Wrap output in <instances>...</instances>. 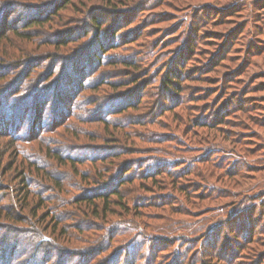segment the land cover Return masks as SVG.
I'll use <instances>...</instances> for the list:
<instances>
[{"label": "rangeland", "instance_id": "obj_1", "mask_svg": "<svg viewBox=\"0 0 264 264\" xmlns=\"http://www.w3.org/2000/svg\"><path fill=\"white\" fill-rule=\"evenodd\" d=\"M66 1L0 0V226L43 235L0 231V264H264V0Z\"/></svg>", "mask_w": 264, "mask_h": 264}, {"label": "trees", "instance_id": "obj_2", "mask_svg": "<svg viewBox=\"0 0 264 264\" xmlns=\"http://www.w3.org/2000/svg\"><path fill=\"white\" fill-rule=\"evenodd\" d=\"M110 1V0H109ZM68 3H70V0H67L66 1V3H64V6H60V8H63V7H65V5H67ZM59 9V8H58ZM57 9V10H58ZM45 23V21H43V20H40V19H34V20H32V21H30L27 25H26V27H28V28H30V27H34V26H36V25H43ZM91 25H93V26H96V28H100L101 27V24L99 23V21H98V19L96 18V17H94L93 16V18L91 19ZM212 35V34H211ZM63 44L65 45V46H67L68 44L66 43V42H63ZM101 49L103 50L104 48L103 47H101ZM179 63H181V62H179ZM129 65H133V63H131V64H129ZM208 66H210V65H208ZM208 69V72L207 73H209V71L212 69H210V67H208L207 68ZM201 70V72H203L202 70V68H200V66L196 69V70H194V71H192V72H190V73H188V75H187V79H194L193 77H199V76H201V74H199L198 76H197V71H200ZM203 74V73H202ZM183 72L182 71H180L179 69H178V66L176 67H172V68H170L169 70H168V74L165 76V79L164 80H162V90L164 91V94L165 93H168V92H175V91H181V82L180 81H182V79H183ZM190 77H192V78H190ZM200 79H201V77H200ZM128 109H134V107L132 106V105H130V106H127V107H124V108H122V109H120L118 112H116L115 114H114V116H112V117H115L117 114H122V113H124V112H126ZM111 117V116H110ZM130 117V116H129ZM100 121L101 122H103V124L104 125H106V124H108V121L109 120H104V119H100ZM204 123H206V127H209L210 125L209 124H207V122H204ZM116 149V148H115ZM116 151H118V149L116 150ZM116 151H113V152H115L116 153ZM120 154H122V152L120 153ZM68 155H63L62 156V154L61 153H57V155L55 156L54 155V157L58 160V162L59 163H70V165H71V167H77L78 168V166H79V173L81 174V177H82V179H84L85 181H89L90 180V176H88L87 175V173H86V170L85 171H83V172H80V166L83 164H85L86 163V161L87 160H75V158L74 157H67ZM106 160H107V158H101V159H93V160H88V161H90V163H92L93 164V169H94V171H96L97 173L96 174H98L99 176H102V177H107L106 179L107 180H103V181H105V182H103V181H100V184H105L106 183V181H112L113 179H115V178H112L111 176H109L110 175V173L112 172V171H110L109 169H107V168H101V167H103V166H100V165H102V163H106ZM98 162H101V164L100 165H98L99 163ZM35 164L37 165V162H35ZM35 164L34 163H32V165L30 166L31 167V169L32 168H35V170L34 171H37V172H39V173H41V171H43V168H41V167H39V164L37 165V166H35ZM115 165V164H114ZM115 168H121V164H120V166L119 165H117V166H115ZM125 169V168H124ZM124 169H122L121 171L123 172V170ZM131 169V167H129L128 169H126V170H124V172L121 174L122 176H119V177H121V178H123L124 179V177L127 175V172L129 171ZM120 171V172H121ZM164 172L163 171H161V170H159V171H155L154 173H150V174H143V173H140V174H137V173H135V172H132L130 175H134L133 177H129V176H126V180H123V181H121V186L122 185H124V184H127V185H134L135 184V182L136 181H139V179H141V181L143 180V179H146L147 180V178L144 176V175H148V176H150V177H155V176H159V175H161V174H163ZM167 174H169V175H171L170 173H167ZM23 175H25V177L28 175V174H26V171H25V174H23ZM188 175V174H187ZM143 176V177H142ZM172 176V175H171ZM32 177V176H31ZM102 177H100V178H102ZM141 177V178H140ZM36 178V177H35ZM93 180V179H92ZM98 180V178L97 179H94L93 180V182H96ZM23 182L24 183H26V178H24L23 179ZM29 182V181H28ZM59 185H60V183H59ZM142 184H140L139 185V188H141V189H143L142 188V186H141ZM138 186H136L134 189L132 188V192H135L138 188H137ZM175 187V186H174ZM29 188H30V186H29V184H27L26 186H25V189L27 190L26 191V194H29ZM137 188V189H136ZM86 191V190H85ZM119 191H120V188H119ZM183 191V190H182ZM112 196H114V197H118V199L119 200H123L124 199V197H122L120 194H119V192H118V190H115L114 192H112L111 193V195H105V194H99V195H97V196H95V197H91V196H86V197H79V199H77V197H76V199H74V202L72 201V202H69V204L68 205H72V206H78V205H80L81 207H85V208H87V209H92L93 210V215H95V216H97V217H101L100 216V213L98 212V210H99V208H101L102 206H103V204H104V206H105V210L103 209V211L105 212V213H107L109 210H110V205H111V197ZM126 197V196H125ZM127 199H129V198H127ZM42 202H43V204L45 205V204H48L49 205V210H51V212H48L47 213V218H50L51 220H57V218H55L54 217V215H53V211H55L56 209V207L52 204V203H50L47 199H44V198H41L40 199ZM131 200H133V199H131ZM63 203V202H62ZM101 203V204H100ZM23 204V203H22ZM128 204V203H127ZM48 207V206H47ZM82 209V208H81ZM102 214V213H101ZM16 217L18 218V215H16ZM13 220H17V219H13ZM18 221V220H17ZM20 221V220H19ZM22 223V222H21ZM58 225H60V223H58ZM35 230V231H34ZM0 231H8L9 233L8 234H15V235H23V234H26V235H28V234H30V233H32V234H34L35 236H37L39 239L43 236H41V234H40V231H39V229H36V228H34L32 231L33 232H27V233H24V232H20V231H16V230H13V229H11V228H9V227H1L0 226ZM66 233L65 232V230H61V233ZM6 237H7V234H6ZM4 238L3 240H1V243H0V245H8V243H9V240H7V238ZM11 254H12V252H11ZM258 257H259V255H258Z\"/></svg>", "mask_w": 264, "mask_h": 264}]
</instances>
